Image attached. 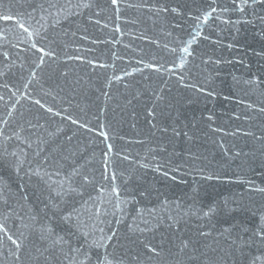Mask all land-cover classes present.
I'll return each mask as SVG.
<instances>
[{
	"label": "water",
	"instance_id": "obj_1",
	"mask_svg": "<svg viewBox=\"0 0 264 264\" xmlns=\"http://www.w3.org/2000/svg\"><path fill=\"white\" fill-rule=\"evenodd\" d=\"M3 16L0 223L21 247L0 233V264L264 257V0H0Z\"/></svg>",
	"mask_w": 264,
	"mask_h": 264
},
{
	"label": "snow or ice",
	"instance_id": "obj_2",
	"mask_svg": "<svg viewBox=\"0 0 264 264\" xmlns=\"http://www.w3.org/2000/svg\"><path fill=\"white\" fill-rule=\"evenodd\" d=\"M252 2L254 4L256 2V0H252ZM111 3H112L113 6H116L118 4V0H111ZM241 3L246 5L248 3V0H241ZM84 7H88V5H84ZM237 7L239 8V10H243L240 7V5H238ZM213 12H215V9H212L210 12L204 13L203 14V21L204 22H207V20L210 18V16L212 15ZM0 19H3L5 21H9V20H13L14 18L11 17V16H3V17H0ZM200 19H201L200 17H197V20H200ZM16 23L18 24L19 28L22 29L24 32L28 33V35L30 37L33 36V35H39V33H34V32L29 31V28L25 27V24L24 23H21L19 20H16ZM200 35H201L200 32H196L195 35L191 39H189L184 44V46L182 48H174V49H171V51L177 55V59L179 60V65H178L179 67H183V65L186 63L187 56L191 55L190 47L195 42L196 37L197 36H200ZM31 47H32V49H35L37 52L43 53L44 55H48V56L53 55V53L50 52V51H45V49H43V48H38L36 43H32L31 44ZM5 55H7V54L5 53ZM43 59H44V56L42 55L40 57L41 62H43ZM147 67H152V66L151 65H147ZM117 79H119V78L117 77ZM25 87H27V85H25ZM0 99H2V97H0ZM36 103L37 104H40V101H36ZM41 107H43V105H41ZM47 111L48 112H52V109L51 108H48ZM4 123L6 124L7 121H4ZM73 123H76V121H73ZM80 126L81 127H86L85 125H80ZM100 135L101 136H104L105 139H107V133L106 132L101 131L100 132ZM17 138H19V137H17ZM43 151H44V149L43 148H40V152H43ZM40 152H38L37 155H39ZM111 152H112V145L111 144H108L107 145V151L103 153L104 161H105V165H106L105 172H107V165L109 163V154ZM33 174L40 175V169L38 168ZM78 175H79L78 170L76 168H73L72 173L70 174V176H78ZM114 178L115 177H113V179ZM82 180H83V184H81L80 187H83L84 184H87V183L90 182L89 181V177L87 175L83 176L82 177ZM260 190L261 191H264V189H260ZM68 192L69 193H76L77 192V189L69 186ZM113 192H115V188L113 189ZM60 195H61L60 193L57 194L58 197ZM85 203H87V202H85ZM97 211H99V209H97ZM74 213H75V209H73V212H70V213H67L66 215H64L62 217V219L64 221H67V222L71 223L72 222V217H73V214ZM205 215H208V213H205ZM32 219H33V221L35 223H37V224L40 225L39 232H40V235H41L42 238H50L52 235L55 234L54 228L52 226V220L50 218L47 220L46 223L41 222V220H39L37 217H32ZM0 233H2L4 235V237H6V239L12 245L15 246V248L17 250L20 249V247H21L20 242L18 241V239H14V235L11 234L10 231L7 229V225L6 224L0 223ZM115 235L116 234L113 233V236H109L108 237V240H112L115 237ZM261 235L264 236V228L261 229ZM65 242H66L65 241V237L58 235L56 237V240L53 243L54 244H62V243H65ZM76 251H79V249H76ZM260 259H264V257H255L253 259L252 264H255V261L256 260H260ZM97 260H98V264H112V262L108 259V255L107 254H105V256L103 258H100L98 256L97 257Z\"/></svg>",
	"mask_w": 264,
	"mask_h": 264
}]
</instances>
